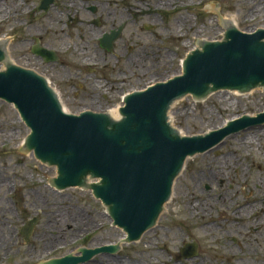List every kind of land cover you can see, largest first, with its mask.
Masks as SVG:
<instances>
[{
	"label": "rangeland",
	"instance_id": "obj_1",
	"mask_svg": "<svg viewBox=\"0 0 264 264\" xmlns=\"http://www.w3.org/2000/svg\"><path fill=\"white\" fill-rule=\"evenodd\" d=\"M205 9L202 17L190 19L192 30L200 23L204 28L192 32L187 51H177L174 71L163 65V78L181 72L180 62L196 47L197 39H220L224 32L220 18L233 19L244 32L264 25V0H205ZM233 92L221 91L198 102L190 96L185 102L176 101L169 110L175 128L187 137L200 136L244 115L253 118L264 112L262 89L243 95ZM59 95L72 115L87 110L117 112L122 105V94L110 91ZM103 97L117 106H103ZM28 134L14 107L0 100V175L4 176L0 180V264H45L77 255L82 248L115 245L120 247L116 254H100L83 264H264V124L222 142L220 150L187 160L162 226L126 245L121 243V230L112 227L105 207L90 192H56L49 186L57 172L22 151ZM204 203L213 209L209 214L193 209ZM247 205H257L258 215L236 224L219 223L220 215L237 214ZM36 218L30 242L25 243L21 228ZM193 243L198 246L197 256L180 258V250Z\"/></svg>",
	"mask_w": 264,
	"mask_h": 264
},
{
	"label": "water",
	"instance_id": "obj_2",
	"mask_svg": "<svg viewBox=\"0 0 264 264\" xmlns=\"http://www.w3.org/2000/svg\"><path fill=\"white\" fill-rule=\"evenodd\" d=\"M223 26L221 40L198 41V48L187 53L180 74L125 94L119 119L89 110L76 115L66 112L48 81L10 62L0 44V100L14 106L29 129L22 151L56 170V177L48 181L56 192H92L111 225L125 236L122 244L136 243L150 229L162 226L188 159L220 150L222 142L264 124V112L253 118L244 115L222 129L187 137L172 122L171 106L189 96L198 102L221 91L264 92V28L247 33L230 22ZM36 223L37 218L21 228L25 242L30 241ZM119 250L118 245L82 248L78 256L46 264H83ZM196 254V244L181 250L185 259Z\"/></svg>",
	"mask_w": 264,
	"mask_h": 264
},
{
	"label": "flooded vegetation",
	"instance_id": "obj_3",
	"mask_svg": "<svg viewBox=\"0 0 264 264\" xmlns=\"http://www.w3.org/2000/svg\"><path fill=\"white\" fill-rule=\"evenodd\" d=\"M205 11V0H0V44L63 96L110 91L121 102L175 70L177 51L204 28L190 19Z\"/></svg>",
	"mask_w": 264,
	"mask_h": 264
},
{
	"label": "bare ground",
	"instance_id": "obj_4",
	"mask_svg": "<svg viewBox=\"0 0 264 264\" xmlns=\"http://www.w3.org/2000/svg\"><path fill=\"white\" fill-rule=\"evenodd\" d=\"M222 23L227 22L235 25V22L233 19H222L220 18ZM235 93V92H233ZM236 94V93H235ZM237 95V94H236ZM109 115H111L114 119H117L119 117L118 113L115 111H110ZM4 179L3 174L0 175V180ZM221 198V197H220ZM221 204H223L222 198L220 199ZM197 208V209H196ZM231 207L225 208V210H230ZM193 209L196 210L197 212L203 213L204 214H209L211 212L212 207L208 203H204V205H194ZM242 210L237 212V214H222L218 217V220L220 224H225L226 222H231L233 224H236L238 221H244L248 220L251 217L257 216L259 213V207L257 205H247L245 207H241ZM224 210V211H225ZM60 216V215H58ZM62 217L60 216V220L62 221ZM216 224V222H215ZM108 263V262H107ZM121 264V263H117Z\"/></svg>",
	"mask_w": 264,
	"mask_h": 264
}]
</instances>
